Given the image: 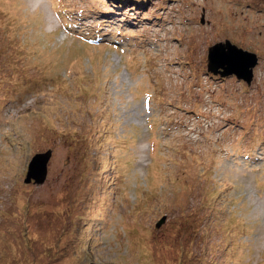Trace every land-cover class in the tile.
<instances>
[{"label": "rangeland", "instance_id": "1", "mask_svg": "<svg viewBox=\"0 0 264 264\" xmlns=\"http://www.w3.org/2000/svg\"><path fill=\"white\" fill-rule=\"evenodd\" d=\"M134 1L0 0V264H264V0Z\"/></svg>", "mask_w": 264, "mask_h": 264}, {"label": "water", "instance_id": "2", "mask_svg": "<svg viewBox=\"0 0 264 264\" xmlns=\"http://www.w3.org/2000/svg\"><path fill=\"white\" fill-rule=\"evenodd\" d=\"M257 64V56L254 52L244 50L229 40H224L208 47L206 69L213 74L222 77L235 75L249 85L253 79V68ZM51 149L36 153L28 163L24 182L32 181L36 184L43 183L47 175V163L51 156ZM165 221L163 216L155 227L159 228Z\"/></svg>", "mask_w": 264, "mask_h": 264}, {"label": "clouds", "instance_id": "3", "mask_svg": "<svg viewBox=\"0 0 264 264\" xmlns=\"http://www.w3.org/2000/svg\"><path fill=\"white\" fill-rule=\"evenodd\" d=\"M226 40V39H225ZM232 43V42H231ZM215 44V43H214ZM234 44V43H233ZM237 46V45H236ZM243 49V48H242ZM208 52V51H207ZM251 52H253V51H251ZM206 58H207V55H206Z\"/></svg>", "mask_w": 264, "mask_h": 264}]
</instances>
